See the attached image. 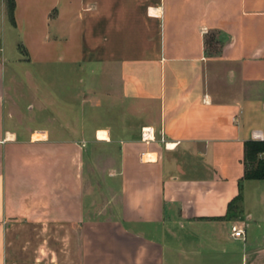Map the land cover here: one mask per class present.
Masks as SVG:
<instances>
[{
    "label": "crops",
    "instance_id": "1",
    "mask_svg": "<svg viewBox=\"0 0 264 264\" xmlns=\"http://www.w3.org/2000/svg\"><path fill=\"white\" fill-rule=\"evenodd\" d=\"M253 132L264 0H0V264H264Z\"/></svg>",
    "mask_w": 264,
    "mask_h": 264
},
{
    "label": "rangeland",
    "instance_id": "2",
    "mask_svg": "<svg viewBox=\"0 0 264 264\" xmlns=\"http://www.w3.org/2000/svg\"><path fill=\"white\" fill-rule=\"evenodd\" d=\"M97 77V76H96ZM95 77L88 75L86 80L87 82H93ZM28 102H25V106ZM86 111V125L92 130L94 127H97V102H86L85 103ZM87 148V163H86V172H87V181L91 186H100L101 188L107 187L109 184L104 183L102 177L105 174V169L110 165V157L113 156V151H110L108 148L97 147V141L94 139L93 134L87 133L85 135V140L83 142ZM111 202V198H108V194L105 192V203L106 205ZM114 202V200L112 201Z\"/></svg>",
    "mask_w": 264,
    "mask_h": 264
},
{
    "label": "trees",
    "instance_id": "3",
    "mask_svg": "<svg viewBox=\"0 0 264 264\" xmlns=\"http://www.w3.org/2000/svg\"><path fill=\"white\" fill-rule=\"evenodd\" d=\"M10 12L13 8V0H7ZM213 40L205 39V44L213 48ZM243 166L244 172L241 181L244 180H264V141L249 140L244 143L243 148ZM239 182V189L241 183ZM241 203V194L239 193L227 207V213L224 218H234L239 213Z\"/></svg>",
    "mask_w": 264,
    "mask_h": 264
},
{
    "label": "built area",
    "instance_id": "4",
    "mask_svg": "<svg viewBox=\"0 0 264 264\" xmlns=\"http://www.w3.org/2000/svg\"><path fill=\"white\" fill-rule=\"evenodd\" d=\"M252 139L254 141H264L262 135L259 132L252 133ZM231 235L235 238H242L244 235L243 229L239 228L236 224L231 226Z\"/></svg>",
    "mask_w": 264,
    "mask_h": 264
}]
</instances>
